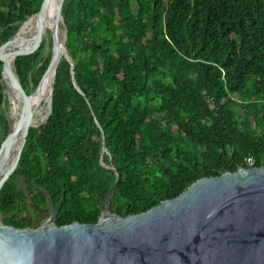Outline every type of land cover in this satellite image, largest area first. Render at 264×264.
<instances>
[{
  "label": "trees",
  "instance_id": "obj_1",
  "mask_svg": "<svg viewBox=\"0 0 264 264\" xmlns=\"http://www.w3.org/2000/svg\"><path fill=\"white\" fill-rule=\"evenodd\" d=\"M41 1L0 0V45ZM61 13L73 69L58 62L49 117L29 129L0 190L4 224L38 227L32 205L46 210L48 195L55 206L63 198L57 226L96 223L115 171L111 212L127 216L199 178L247 168V157L264 165V0H65ZM47 45L14 63L26 94L45 101ZM1 71L0 61V144ZM47 114L46 105L30 125ZM102 134L113 169L99 162Z\"/></svg>",
  "mask_w": 264,
  "mask_h": 264
},
{
  "label": "water",
  "instance_id": "obj_2",
  "mask_svg": "<svg viewBox=\"0 0 264 264\" xmlns=\"http://www.w3.org/2000/svg\"><path fill=\"white\" fill-rule=\"evenodd\" d=\"M64 1L42 0L30 16L35 19V33L29 38L18 34L26 19L0 45L2 83L21 104L13 125L5 110L8 131L0 144V190L18 165L29 129L41 127L49 117L58 62L63 57L73 69L65 46ZM48 22L53 31L50 63L43 76L44 83L52 71L48 114L42 123L30 125L33 109L45 100L41 91L26 94L14 63L18 55L35 52L45 42ZM11 45L14 49L5 55ZM73 85L80 91L74 79ZM102 139L99 162L113 169L102 161L106 151L103 134ZM115 174L96 223L76 221L57 226L63 198L55 206L49 195L46 210L32 205L39 217L48 218L38 227L17 228L0 220V264H264V165L199 178L176 197L127 216L111 212L113 192L120 180V174Z\"/></svg>",
  "mask_w": 264,
  "mask_h": 264
},
{
  "label": "bare ground",
  "instance_id": "obj_3",
  "mask_svg": "<svg viewBox=\"0 0 264 264\" xmlns=\"http://www.w3.org/2000/svg\"><path fill=\"white\" fill-rule=\"evenodd\" d=\"M51 25L50 22H48L46 24V27H45V31H44V35L46 34V31H47V28L48 26ZM35 29H36V26H35V19L34 17H30L28 18L21 26V28L19 29V32L18 34L20 36H23L25 38H28V35L31 33V32H35ZM14 49V46H9L8 48H6V50L4 51L5 52V55L9 52H11L12 50ZM51 74H52V71L51 73L49 74V79H48V83H47V86L43 89V92H46L48 91L49 92V95H50V82H51ZM4 94H5V97H7L8 95H10L11 97V101H12V105H11V108L8 112V116L10 117V121L12 123V125L16 122L17 120V117H18V114H19V111H20V108H21V104L17 98L16 95L13 94V92H11L10 89H7L5 88L4 90ZM49 99L47 101H45L44 105L40 104L39 106H37L35 109H33L32 113H31V116H30V120L32 118V115L37 112L38 110L44 108L47 103H48ZM29 120V121H30ZM12 157H10L6 163H5V167H8L10 165V163L12 162Z\"/></svg>",
  "mask_w": 264,
  "mask_h": 264
},
{
  "label": "rangeland",
  "instance_id": "obj_4",
  "mask_svg": "<svg viewBox=\"0 0 264 264\" xmlns=\"http://www.w3.org/2000/svg\"><path fill=\"white\" fill-rule=\"evenodd\" d=\"M51 27H52V25H49V26H48V29L51 28ZM44 41H45L46 44H48V43L51 41V35H50L49 33H48L47 37H45ZM4 88H5V85H4L3 89H4ZM6 99H7V98H6ZM7 101H8V100H7ZM7 103H8V102H7ZM40 103H41V102H39V103L37 104V106H38ZM44 104H45V103L43 102L42 105H44ZM5 109H6V111H9V110H10V109L8 110V105L6 106ZM23 187H24V186H23ZM42 218H43V219L40 221V224H42L43 222H46L47 219H48V218H45L44 216H43ZM0 220H2V217H1V216H0Z\"/></svg>",
  "mask_w": 264,
  "mask_h": 264
},
{
  "label": "built area",
  "instance_id": "obj_5",
  "mask_svg": "<svg viewBox=\"0 0 264 264\" xmlns=\"http://www.w3.org/2000/svg\"><path fill=\"white\" fill-rule=\"evenodd\" d=\"M244 162H245V164H246L247 166L250 167V166L253 165L254 160H253L251 157H247V158L244 159Z\"/></svg>",
  "mask_w": 264,
  "mask_h": 264
}]
</instances>
